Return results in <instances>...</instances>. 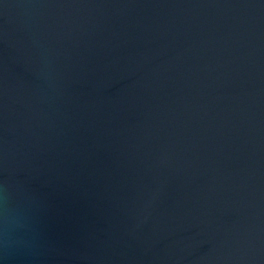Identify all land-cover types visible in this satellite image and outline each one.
<instances>
[{"label": "water", "instance_id": "water-1", "mask_svg": "<svg viewBox=\"0 0 264 264\" xmlns=\"http://www.w3.org/2000/svg\"><path fill=\"white\" fill-rule=\"evenodd\" d=\"M0 264H264V0H0Z\"/></svg>", "mask_w": 264, "mask_h": 264}]
</instances>
